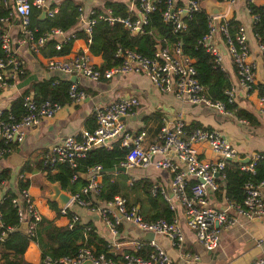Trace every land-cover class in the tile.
<instances>
[{
    "label": "built area",
    "instance_id": "2783aa9c",
    "mask_svg": "<svg viewBox=\"0 0 264 264\" xmlns=\"http://www.w3.org/2000/svg\"><path fill=\"white\" fill-rule=\"evenodd\" d=\"M92 2L93 0H85ZM154 0H133L135 9L129 12L128 17H114L111 10L99 11L90 8L87 12L83 7L78 8V21L83 22L82 30L85 34L87 47L91 43L92 30L98 21L105 22L109 26L121 24L128 31L135 33L143 32L148 23V15L154 10ZM256 0H246V4H254ZM236 0H226L232 6ZM3 7L11 6L8 16L2 19L5 31L0 35V46L4 57L0 59V86L7 87L11 82L17 80L22 73V62L16 57L13 43L6 32V28L16 21L20 28L21 38L19 44L25 45L32 53H39L45 44L52 38L64 37L68 41L73 35H66L59 29L36 36L35 31L30 29L31 10L35 8L41 11L47 7V17L58 13L57 8H50V0H0ZM163 21L173 25L174 32L185 30L183 19L193 12L201 9L195 0H186L182 8H176L174 0H167ZM97 11V12H96ZM183 11L186 15L182 16ZM208 32L202 39L201 44L205 51L213 58L214 67L226 73L223 63V55L218 48L217 39L220 38L226 49L236 72L238 84L246 90L255 88V66L248 61L250 55L247 44L246 32L243 27H238L234 34L229 32V23L222 17L208 16ZM253 26L257 17L252 16ZM257 44V52L262 60L264 69V40L254 36ZM157 48L153 57L142 56L127 48H118L115 58L119 60L118 66L101 70L92 64L90 55L82 52L72 58L62 60L61 58H50L47 67L54 71L74 77H81L91 81H109L115 77L130 74H143L149 80L151 87L162 94H172L177 99L188 102L191 105H202L214 110L216 113L233 117L240 124L248 123L246 119L236 118L235 115L225 110L222 103L212 102L206 97L204 87L196 79L194 61L182 54L181 45L166 44ZM61 43H57L55 50H61ZM229 104L236 103L237 90L233 86L225 92ZM67 97L73 104H79L84 99V92L80 90L77 83H71ZM257 112L264 118V96L258 97ZM137 100L133 97L121 98L118 101L98 109L95 113V129L84 130L75 136L65 138L60 145L55 146L45 154L43 163L45 166H68L75 170L78 161L98 148L110 150L112 142L119 141L121 148L127 150L125 159L119 167L130 169H156L167 170L172 174L171 189L174 198L178 200L183 208L185 224L195 236L196 241L208 252L216 250L219 244V232L222 228H231L238 218L252 220L264 217V199L261 188L264 182L258 185L247 183L243 187L244 198L242 203L228 202L223 210H217L209 206L208 196L219 190V180H224L223 171L226 163L232 160L238 161L248 159L247 164H239L243 172H253L254 163L264 162V154H254L241 158L232 145L218 132L207 128H197L184 135V123L181 117L168 124L163 122L157 140L145 145L146 133L144 131L134 135L126 130L122 118H129L134 114ZM24 114L18 120L11 115L10 106L0 108V161L7 157L12 149L11 144H20L26 137L28 130L38 125L44 119L53 118L62 106L49 101L38 103L31 97L22 99ZM185 137V138H184ZM206 144L211 152L219 159L216 162H204L198 159L194 148L196 144ZM101 146L98 147V145ZM144 145V146H143ZM173 153L172 157L169 154ZM160 157L154 161L155 157ZM102 167H92L86 176L85 186L76 193H68L69 202L60 209L59 214L67 219L66 227L72 229L81 224V219L76 210L83 209L97 214L101 222L109 230L111 236H117L118 228L122 223L132 224L136 229L145 234L163 235L178 249L184 244V232L178 221L174 219L167 222L163 219L155 222H146L138 215L134 208H127L126 202L121 197H114L112 201L100 203L98 197L102 191ZM192 176L197 184L188 187L187 177ZM79 177L75 173L71 178L74 183ZM22 178V177H21ZM154 195L161 194L165 200L167 197L164 188L154 187ZM11 204L16 210L18 226L27 223V235L35 236L36 229L42 222V216L27 189L21 190L19 198L13 197ZM171 209H174L171 206ZM17 228L5 227L1 222L0 215V241H4ZM86 232L90 231L86 227ZM137 251L141 245L135 243ZM151 252L145 258L138 255L123 253L116 261L107 258L104 254L98 256L85 246L80 248L74 257H62L57 260L45 258L44 264H173L165 252L157 246L154 240L149 243ZM112 248L120 250L119 243L111 241L105 244L104 249L108 253ZM186 254V258H190ZM197 259L195 258V261ZM249 264H264V254Z\"/></svg>",
    "mask_w": 264,
    "mask_h": 264
},
{
    "label": "crops",
    "instance_id": "0c3cea01",
    "mask_svg": "<svg viewBox=\"0 0 264 264\" xmlns=\"http://www.w3.org/2000/svg\"><path fill=\"white\" fill-rule=\"evenodd\" d=\"M59 1L50 0V5L53 3L56 5ZM75 1L80 3V6L83 7L85 12L90 8L99 11L110 10L108 4H123L126 6L128 13L135 9L133 0ZM174 1L175 4L178 1H181L183 5L186 3V0ZM206 1L201 5L204 11ZM219 4H225L226 6L224 15L219 16L222 17L223 21L229 23L231 20H234L238 23L237 27H243L245 29L250 51L248 61L255 66V88L246 90L238 84L235 68L226 54L223 41L220 38L217 39L218 48L223 55V63L227 70L226 73L231 78V85L237 90L235 105L237 109L243 110L251 115V119H246L248 122L246 124H240L235 118L222 116L202 105H191L188 102L177 99L172 94L159 93L151 87L149 80L143 74H130L115 77L109 81L101 80L94 82L81 77H70L60 71L51 70L47 67V61L50 58L43 57L41 52L32 53L27 46L19 44L18 41L21 38V34L16 21L6 28V32L12 40L13 49L16 51V57L22 62L23 71L17 80L11 82L9 86H0L1 109L11 107L12 103L18 98L31 97L35 100L36 92L33 89V85L41 81H47L51 84H58L59 82H69L71 84L76 82L80 90L84 92V99L79 104L70 102L69 104L61 105L62 109L53 118L42 120L38 125L28 130L22 143L12 145L11 153L0 161V198L4 195L19 198L21 194L20 182H27V190L36 209L42 216V220L52 222L59 228L66 227L67 219L59 214L60 209L58 205L50 200V196L53 194L51 186L56 183L49 181L46 172H38V165L45 154L49 153L55 146L60 145L65 138L80 134L82 131L88 130V128L95 125V113L98 109L114 103L121 98L133 97L137 100L134 114L122 122L126 130L134 135L144 131L146 138L143 144L145 145L157 140L158 133L156 134V129L159 125L162 127L163 122H167L172 126V122L176 121V117H181L184 125L197 124L201 128H207L223 135L235 149L237 156L241 158H246L254 154H264V118L260 117L257 112L258 89L261 87L264 90V69L262 67V60L257 52V44L253 35V19L247 8L246 0H236L229 7L226 3ZM254 5L264 6V0H256ZM54 8L57 7L55 6ZM230 27L229 32L231 33ZM80 28L82 29V27ZM67 35L70 36L72 33ZM82 52H87L90 55L92 64L100 67V56L91 55L88 52L85 40L82 38L72 41L71 49L67 55H58L51 58L66 60ZM72 78H74V81H71ZM115 142L117 140L112 142V146ZM194 148L197 152L198 159L201 161L212 163L219 159L210 151L206 144H196ZM14 152L23 159L19 165L15 166L8 162L9 157ZM159 159H161V156H156L154 161H158ZM25 165H29L28 167L31 168V171L23 172L22 169ZM118 168L121 169L119 166L114 169ZM4 171L7 172L6 179L2 178ZM87 174L88 172L86 174L79 173V177H82L86 182ZM119 174L126 175L129 178V185L141 179L148 180L153 185L151 193L154 187L164 188L166 191L167 197L170 199L169 201L165 200L161 194L159 195L168 203L170 209L171 206L174 207L171 211L175 214L174 219H178L183 229L184 244L181 249H178L163 235H155L153 240L170 258L173 264H249L264 254V217L254 218L252 220L238 218L237 223L233 227L228 229L222 228L220 230L218 247L215 251L208 252L196 241L193 232L187 228L183 216V208L178 200L174 198L172 189V196H169L167 192V187L169 184L171 186L172 179V174L169 171L154 167L148 169L135 168L125 170V172L117 171L113 173H108L106 170H103L102 183L106 175L114 178ZM192 181H194V178L188 176V187H191ZM218 183L219 190L215 194L208 196L209 206L217 210H223L229 201L223 193V182L219 180ZM61 191L64 194L71 193L62 188ZM261 193L264 199V188H261ZM121 198L125 200L127 208H134L137 213L139 212V204L128 207L127 203H129V200L123 197ZM50 202L55 203L56 208H52L49 205ZM100 203L104 202L100 201ZM76 212L81 219V224H89L98 237L104 241V246L111 241L119 243V251L112 248L108 252L113 257H118L119 259L123 253H139L144 247L151 249L149 245L151 240H146V234L136 229L132 224L122 223L118 228L117 236L113 238L97 214L83 209H78ZM135 243L141 245L139 251H137ZM186 254H189L191 257L187 259ZM142 257L145 258V256ZM195 258L197 259L196 261ZM24 259L32 264L40 263L41 251L37 244L30 242L24 253Z\"/></svg>",
    "mask_w": 264,
    "mask_h": 264
},
{
    "label": "trees",
    "instance_id": "16d2710c",
    "mask_svg": "<svg viewBox=\"0 0 264 264\" xmlns=\"http://www.w3.org/2000/svg\"><path fill=\"white\" fill-rule=\"evenodd\" d=\"M167 0H154L152 5L154 10L147 16L148 23L141 33H132L125 29L121 24L109 26L105 22L98 21L92 30L91 43L88 46V52L94 56H100V69H110L118 66L119 60L115 58V52L118 48H127L135 51L142 56L153 57L157 48L164 47L166 44H180L182 54L194 61L196 79L204 87L206 97L212 102L222 103L225 110L233 113L237 118L251 119V115L243 110L237 109L235 104H229L225 92L231 88V78L228 73L221 72L214 67L213 58L205 51L201 41L208 32V15L201 8L183 19L185 30L174 32L173 25L163 21V14L166 9ZM200 6L206 0H195ZM222 3L226 0H214ZM57 7L58 13L52 17H47L40 21L41 11L32 8L30 29L35 31L36 36H40L51 29H59L66 35L72 33L68 41L61 44V50L55 51L56 39H50L45 47L40 51L45 58H51L58 55H67L71 49L72 41L78 38L86 39L81 28H78V8L80 3L75 0H60L56 5L51 4L50 8ZM114 17H128L129 13L123 4H108ZM182 8L183 4L178 1L176 8ZM247 8L251 16L257 17L253 26V35L260 40H264V6L248 4ZM11 11V6L3 7L0 5V35L5 31L2 19L6 18ZM97 12V11H96ZM99 12V10H98ZM237 22H229L230 31L235 33ZM4 53L0 46V59ZM70 86L69 82H59L51 84L47 81H41L33 85L36 92L35 100L38 103L49 101L60 105L69 104L71 101L67 97V91ZM259 96H264V90L259 87ZM11 115L15 120L24 114L22 107V98L15 100L10 107ZM151 119V118H148ZM148 121V120H146ZM158 121V118H157ZM161 124V123H160ZM201 128L197 124L184 125V135L193 130ZM95 125L88 128L93 131ZM161 126L156 129V134L160 133ZM87 130V129H86ZM185 138V137H184ZM13 144L10 146L12 147ZM127 150L115 142L110 150L98 148L90 152L85 159L79 160L75 170L68 166H45L43 159L38 165V172L47 173L48 179L52 183H59L61 188L71 193L80 191L85 186V180L79 177L74 183L71 178L75 173L86 174L92 167L100 166L103 170L118 167L125 159ZM29 165H25L22 171H31ZM55 171V172H53ZM7 172L2 173V178L6 179ZM54 173V174H52ZM223 193L229 202L242 203L244 198L243 187L250 183L258 185L264 182V162L254 163L253 172H243L237 162H227L223 171ZM128 177L119 174L112 178L110 175L105 176L102 183V191L98 197L99 201L109 202L116 196L129 200L128 207L140 205L139 216L146 222H155L165 220L172 222L175 214L171 211L168 203L159 194L151 193L152 183L146 179L138 180L131 185L128 184ZM197 184L191 182V186ZM21 190L27 189V182H20ZM13 196L4 195L0 198V215L1 222L5 227L19 228L15 208L11 204ZM148 204V206H146ZM49 205L56 208L55 203ZM86 227L90 228L86 232ZM30 242L37 244L41 251V261L44 264L45 258L57 260L62 257H74L82 247L89 248L94 255L104 254L107 258L114 261L118 257L109 255L104 249V241L88 225L77 224L72 229L67 227H57L52 222L42 220L36 229L34 237L16 230L11 233L4 241H0V264H32L24 259V253ZM151 252L149 247H144L139 253H129L133 255L147 256ZM143 254V255H142Z\"/></svg>",
    "mask_w": 264,
    "mask_h": 264
},
{
    "label": "water",
    "instance_id": "95a60500",
    "mask_svg": "<svg viewBox=\"0 0 264 264\" xmlns=\"http://www.w3.org/2000/svg\"><path fill=\"white\" fill-rule=\"evenodd\" d=\"M204 9H205L206 14L208 16L214 17V16L224 15L225 10H226V6H225V4L216 3L214 0H208L204 4ZM47 11H48L47 7L42 8L40 16H39L40 21H43L46 19ZM185 15H186V11H183L182 16H185ZM82 25H83V22L81 21V22H79L77 27L80 28V27H82ZM137 33H138V31L135 32V34H137ZM64 41H65V39L63 36L56 39L57 43H64ZM71 81H74V78H72ZM121 120L124 121L125 119L122 118ZM99 146H101V144H99L98 147ZM172 156H173V153L169 154V157H172ZM21 161H23V159L20 158V156L15 152L11 154V156L9 157V160H8L9 164L14 165V166L19 165L21 163ZM231 162H237L239 164H247L248 159H243V160H238V161L232 160ZM117 171L125 172V169L124 168H121V169L120 168H118V169L112 168V169L106 170V172H108V173H110V172L113 173V172H117ZM51 189H52L53 194L50 196V200L55 202L58 205L59 209H62L66 205V203L69 202V200H70L69 195L64 194L61 191V187H60L59 183L52 185ZM167 192H168L169 196H172L170 184L167 187ZM27 227H28V224L25 222L19 226L18 231L27 235ZM145 238H146V240L150 241V240H153L154 235L149 233V234L145 235ZM84 264H90V262H86Z\"/></svg>",
    "mask_w": 264,
    "mask_h": 264
}]
</instances>
